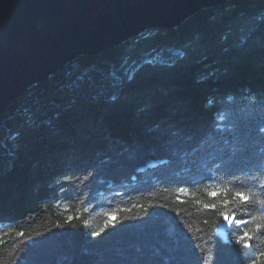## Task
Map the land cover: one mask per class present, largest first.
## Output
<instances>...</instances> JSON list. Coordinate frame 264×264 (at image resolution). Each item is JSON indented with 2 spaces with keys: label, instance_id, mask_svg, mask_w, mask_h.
<instances>
[{
  "label": "trees",
  "instance_id": "16d2710c",
  "mask_svg": "<svg viewBox=\"0 0 264 264\" xmlns=\"http://www.w3.org/2000/svg\"><path fill=\"white\" fill-rule=\"evenodd\" d=\"M261 179L264 0H228L80 55L9 103L0 264H264ZM222 212L251 221V249L235 224L220 234Z\"/></svg>",
  "mask_w": 264,
  "mask_h": 264
},
{
  "label": "water",
  "instance_id": "95a60500",
  "mask_svg": "<svg viewBox=\"0 0 264 264\" xmlns=\"http://www.w3.org/2000/svg\"><path fill=\"white\" fill-rule=\"evenodd\" d=\"M228 0H0V116L68 62Z\"/></svg>",
  "mask_w": 264,
  "mask_h": 264
},
{
  "label": "snow or ice",
  "instance_id": "6c2138e0",
  "mask_svg": "<svg viewBox=\"0 0 264 264\" xmlns=\"http://www.w3.org/2000/svg\"><path fill=\"white\" fill-rule=\"evenodd\" d=\"M221 119H223V117H221ZM238 179V178H237ZM252 179H256V177H252ZM259 185L261 187L262 190H264V179H261L259 181ZM178 192L179 193H184V194H188L186 193V190L184 188H180L178 189ZM220 191H217V190H213V191H210L207 193V195L210 197V198H216L220 195ZM225 195H227V192L225 191L224 192ZM233 196L234 198H238L241 203H247L249 200H250V196L244 192H241V191H236L233 193ZM177 199L179 200L180 197L178 196ZM183 202V201H181ZM195 203L197 205H201L202 202L200 200H196ZM224 205L227 206L230 201L228 200H224L223 201ZM260 205H261V208L264 209V201H260L259 202ZM202 207L204 210H214L216 209V204H202ZM220 215L223 217L224 221L227 222L230 226L235 223V225L239 228H241V231H242V235H240L238 238H237V243H241L242 242V248L244 249H251V239H252V233L250 230H245L242 226L244 225H247L249 224L251 221L250 220H247V219H238L237 218V213L236 212H233L231 216H229V214L227 212H222L220 213ZM72 219L71 216L68 217V220L70 221ZM106 225L108 223H114V217L112 214H109V220L105 222ZM255 228H256V231L259 232L261 231L262 229H264V225H261L259 223H257L255 225ZM18 235H23L22 232L18 233ZM93 236H97L99 235V233L97 232H93L92 233ZM260 255H264V253H261ZM253 264H255V261H253Z\"/></svg>",
  "mask_w": 264,
  "mask_h": 264
},
{
  "label": "rangeland",
  "instance_id": "374dc122",
  "mask_svg": "<svg viewBox=\"0 0 264 264\" xmlns=\"http://www.w3.org/2000/svg\"><path fill=\"white\" fill-rule=\"evenodd\" d=\"M225 224L228 225L226 228H225V226H224ZM234 224H235V223H233V224L230 226L227 222H224V223L221 225L220 229H219L220 234H221L223 237L227 238V237H228V233H229V228L232 227Z\"/></svg>",
  "mask_w": 264,
  "mask_h": 264
},
{
  "label": "bare ground",
  "instance_id": "6f19581e",
  "mask_svg": "<svg viewBox=\"0 0 264 264\" xmlns=\"http://www.w3.org/2000/svg\"><path fill=\"white\" fill-rule=\"evenodd\" d=\"M224 226H225V228H226L228 225L225 224Z\"/></svg>",
  "mask_w": 264,
  "mask_h": 264
}]
</instances>
